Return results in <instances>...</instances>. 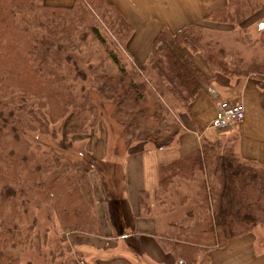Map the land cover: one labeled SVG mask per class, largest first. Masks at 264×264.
I'll return each instance as SVG.
<instances>
[{
	"label": "trees",
	"instance_id": "trees-1",
	"mask_svg": "<svg viewBox=\"0 0 264 264\" xmlns=\"http://www.w3.org/2000/svg\"><path fill=\"white\" fill-rule=\"evenodd\" d=\"M45 2L0 0V264H92L68 253L77 235L103 237L89 180L96 162L84 166L62 156L32 161L3 141L18 142L26 132L56 137V126L67 135L85 134L101 118L98 99L113 101L118 116L129 113L132 129L139 121L132 140L144 136L143 143L168 149L183 132L182 114L189 115L190 105L211 80L250 77L262 84L264 93V56L244 60L222 47L211 31L186 26L175 34L161 29L145 61L129 54L124 63L119 52L126 50L134 29L115 5L107 0H74L66 7ZM259 7L253 0H227L206 21L238 28ZM91 43L103 49L104 59L93 51L81 60ZM196 54L211 79L194 65ZM105 58L115 73L109 74ZM147 92L153 105L143 108ZM238 146L236 133L223 134L182 158L158 164L153 197L141 193V215L147 218L153 209H173L175 196L195 200L184 214L171 213L177 214L175 220L167 221L162 233H150L177 263L208 264L212 250L264 230V165L242 158ZM35 198L54 205L65 233L63 245L49 244L47 252L48 231L36 229L39 224L28 211ZM108 204L118 228L126 210L121 199L113 200L118 204L114 211ZM177 205L174 209L184 208ZM122 233L118 229L113 237Z\"/></svg>",
	"mask_w": 264,
	"mask_h": 264
},
{
	"label": "crops",
	"instance_id": "crops-1",
	"mask_svg": "<svg viewBox=\"0 0 264 264\" xmlns=\"http://www.w3.org/2000/svg\"><path fill=\"white\" fill-rule=\"evenodd\" d=\"M140 1L120 0L117 7L134 29L127 48L129 54L139 62L146 60L151 44L161 29L166 28L171 34H175L186 26H201L211 32L215 30L221 46L226 49L228 48L225 44L229 40L239 43L240 46L232 52H238L244 60H260L264 56V45L261 42L264 41V0H253L259 3L260 7L238 28L206 21L209 14L224 9L227 0H152L149 3L143 0L142 5ZM226 37L228 39L224 41ZM199 57L201 56L194 55L191 59L205 78L211 79V71ZM222 101L242 105L245 118L224 131H216L210 128V123ZM181 119L183 132L172 147L155 149L143 143L139 150H127V163L123 176L121 172L118 180L119 183L122 182L121 192L118 187L117 190L122 196L121 204L126 210L122 216L131 233L124 232L119 237H113V232L117 233L118 228L111 220L109 204L106 202L100 221L103 237L94 238L91 244V249H96L100 257L91 259L90 263L143 264L141 262L146 259L149 264H180L163 252L156 237L150 235L154 232L162 233V229L154 220H148L150 218L141 215L140 196L141 193L148 192L151 198L153 197L157 187L158 164L182 158L203 144L216 141L223 134L228 136L236 133L241 157L264 165V93L258 80L250 77L211 80L190 105L189 115L184 113ZM192 200V196L187 198L190 204ZM177 206L187 205L179 203ZM176 210L180 211L176 208L171 213H178ZM122 236L126 238H121ZM255 242L254 234L244 235L223 249L216 248L211 251L208 264H264V251H257ZM133 249L138 251L134 252ZM94 256L95 252L93 258Z\"/></svg>",
	"mask_w": 264,
	"mask_h": 264
},
{
	"label": "rangeland",
	"instance_id": "rangeland-1",
	"mask_svg": "<svg viewBox=\"0 0 264 264\" xmlns=\"http://www.w3.org/2000/svg\"><path fill=\"white\" fill-rule=\"evenodd\" d=\"M73 1L74 0H46L45 3L51 6L66 7L72 5ZM107 1L118 7L120 0ZM142 1L143 0L140 1L141 5ZM151 1L152 0H145L146 3H149ZM149 26H151V24H149ZM205 30L207 31V28H205ZM211 33L212 34H210V36L214 37V39L220 43L216 31L213 30ZM108 35L109 33L106 34L107 40H109ZM226 39L228 38L226 37L224 41ZM127 44L126 50L123 49L119 52V54H121L122 56V60H124V63L126 62V60L129 62V60L127 59V56L129 57ZM242 45L245 46L246 43H242ZM225 46L229 51L232 52L235 51V49H237L240 44L237 42L233 43L231 40H229L227 41V44H225ZM87 51L88 50L85 51L86 56H80L81 60L82 58H86L93 51H98L97 54L100 59H102L104 56L103 49L100 46L96 47L95 44L92 43L89 47V52ZM130 59L134 60L132 57ZM199 59L201 60L202 58L199 57ZM104 61L105 65L108 68L109 74L115 73V67L111 64V62H109V60H106V58ZM96 100L98 110L101 111L102 115L101 118L96 121L94 127L89 129L85 134L74 136L67 135L65 134L64 128L58 131L59 129L57 127L60 126H56V137L50 134L47 135L39 132H26L22 134L20 141L14 142V140L5 139L3 141V145H5L6 143L10 149H13L16 152L27 156L29 160L32 161H40L43 158H49L51 156H62L67 162L70 163L73 162L83 164L85 162L86 164H89L92 161L96 162V168L89 171V180L93 186L94 192V213L97 221L100 222L102 221V214L106 202L109 203L110 201V205L112 204V210L114 211L115 204H113V200L117 199L120 201V199H122L121 194H119V191L121 192L122 182L119 183L120 181L118 180L121 177V172L123 176V169L125 168V165L127 163V150H129L130 148H132L129 150L130 152L139 150V147L141 146V144H143L142 141L144 139V136L137 135V137L132 140L131 133H133L132 131H134V129L139 125V121L136 122L132 129V127L128 126V123L131 119L129 113L128 115L123 117L118 116L116 115V108L113 101H105L104 103H100L98 99ZM150 105H153V95L148 94L147 92V94L144 95V102L140 106L145 108L149 107ZM61 142H63L62 145ZM150 146L152 147V145ZM98 169H103V171L101 172ZM117 187L120 188L119 191L117 190ZM189 188L191 191H193L192 185L189 186ZM186 191V189H181V191L179 192L184 193ZM175 197H173L172 199L173 209L177 205L176 200L178 199L180 200L181 205H187L182 209L180 207H177L178 209H180L182 214L193 207V205L191 204L195 203V200H192L191 204L187 201H182L181 198L184 197L183 195H179L176 199ZM117 207L118 204L115 205V209H117ZM173 209L169 208L170 213H168V215H165V212L161 211L159 208L153 209L152 214L154 215L150 216V219L148 220H154L156 222V225L160 227V229H162L161 232H163L166 229L165 226L167 221L175 220L174 215L177 214H171V211ZM123 210H125V208ZM28 211L30 218H36L37 225L39 224L36 229L40 228L42 232H44L43 230L48 231L47 244L46 247L43 248V252L49 251V244H56V241L58 246H62V240L65 239V233L61 228V222L59 221L58 215L55 212L54 205L52 203H46V201H44L42 198H35L34 201L28 206ZM177 211L179 210H176V212ZM118 222L121 223L119 225L121 227H118V229H122L123 233L125 232L126 234H128V232L129 234L131 233L130 230L127 229L128 223H125L126 220L124 221L123 216L121 217V221ZM254 235L257 242H255L257 244V251L263 252L264 247H262V245L264 244V230L259 229L255 231ZM94 238L96 237L87 234L77 235V243L75 246L71 247L68 255L76 259V257L78 258L80 254L83 260H85L86 262H91V259L93 260L99 258L100 255L95 251L96 249H91V244H93L95 240ZM65 244L68 245L67 242H65ZM94 252L95 256L93 258ZM118 253L120 254L121 252L118 251ZM141 263L149 264V261L144 259Z\"/></svg>",
	"mask_w": 264,
	"mask_h": 264
},
{
	"label": "built area",
	"instance_id": "built-area-1",
	"mask_svg": "<svg viewBox=\"0 0 264 264\" xmlns=\"http://www.w3.org/2000/svg\"><path fill=\"white\" fill-rule=\"evenodd\" d=\"M245 118V111L242 105L229 102H221L217 108L210 128L217 131H224L230 126L239 124Z\"/></svg>",
	"mask_w": 264,
	"mask_h": 264
}]
</instances>
